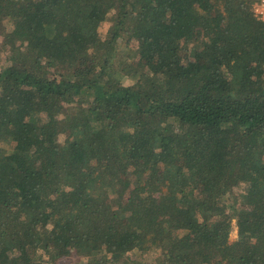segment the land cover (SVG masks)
<instances>
[{"label": "trees", "instance_id": "obj_1", "mask_svg": "<svg viewBox=\"0 0 264 264\" xmlns=\"http://www.w3.org/2000/svg\"><path fill=\"white\" fill-rule=\"evenodd\" d=\"M256 1L0 0V264H264Z\"/></svg>", "mask_w": 264, "mask_h": 264}, {"label": "rangeland", "instance_id": "obj_2", "mask_svg": "<svg viewBox=\"0 0 264 264\" xmlns=\"http://www.w3.org/2000/svg\"><path fill=\"white\" fill-rule=\"evenodd\" d=\"M106 27V26H105ZM107 28V27H106ZM126 84H129V81L125 82ZM235 223V221H233V224ZM237 237V228L235 227V225H233V230L231 232V241L235 240V238ZM156 253H154L153 251L150 252V254L147 257V262H152L155 258ZM76 258H64L61 260V262H59L58 264H71V262L76 261Z\"/></svg>", "mask_w": 264, "mask_h": 264}, {"label": "built area", "instance_id": "obj_3", "mask_svg": "<svg viewBox=\"0 0 264 264\" xmlns=\"http://www.w3.org/2000/svg\"><path fill=\"white\" fill-rule=\"evenodd\" d=\"M256 14L264 20V0H257L254 5Z\"/></svg>", "mask_w": 264, "mask_h": 264}]
</instances>
